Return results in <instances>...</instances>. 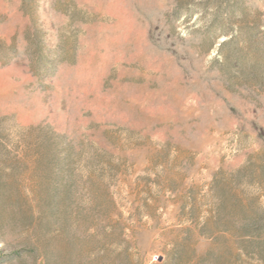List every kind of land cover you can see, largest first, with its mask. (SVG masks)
Returning a JSON list of instances; mask_svg holds the SVG:
<instances>
[{"label":"rangeland","instance_id":"374dc122","mask_svg":"<svg viewBox=\"0 0 264 264\" xmlns=\"http://www.w3.org/2000/svg\"><path fill=\"white\" fill-rule=\"evenodd\" d=\"M0 264H264V0H0Z\"/></svg>","mask_w":264,"mask_h":264}]
</instances>
